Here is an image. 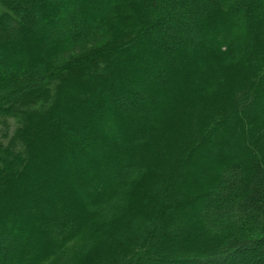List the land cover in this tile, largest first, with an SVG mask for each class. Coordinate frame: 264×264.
<instances>
[{"label":"trees","instance_id":"1","mask_svg":"<svg viewBox=\"0 0 264 264\" xmlns=\"http://www.w3.org/2000/svg\"><path fill=\"white\" fill-rule=\"evenodd\" d=\"M0 264H264V0H0Z\"/></svg>","mask_w":264,"mask_h":264},{"label":"rangeland","instance_id":"2","mask_svg":"<svg viewBox=\"0 0 264 264\" xmlns=\"http://www.w3.org/2000/svg\"><path fill=\"white\" fill-rule=\"evenodd\" d=\"M213 24H214V22H210V26L211 27H213ZM208 32V31H207ZM184 64V63H183ZM186 67V66H185ZM195 77V75H193V78ZM192 78V79H193ZM29 79H31V78H29V77H19L18 79H17V81H19L20 82V84L21 83H24V82H26V81H28ZM192 79H191V81H192ZM192 84H194L193 82H192ZM195 84H197L196 82H195ZM193 94V93H192ZM198 104V103H197ZM195 164V163H194ZM196 174V176H197V174H199L197 171H195L194 170V172H193V175H195ZM194 182L193 183H195V181H196V179H192ZM196 186V185H195Z\"/></svg>","mask_w":264,"mask_h":264}]
</instances>
